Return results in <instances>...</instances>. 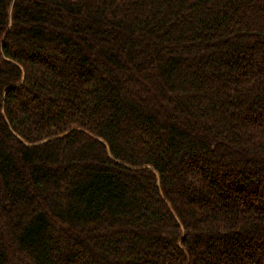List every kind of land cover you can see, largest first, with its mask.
<instances>
[{"label":"trees","instance_id":"16d2710c","mask_svg":"<svg viewBox=\"0 0 264 264\" xmlns=\"http://www.w3.org/2000/svg\"><path fill=\"white\" fill-rule=\"evenodd\" d=\"M0 264H264V0H0Z\"/></svg>","mask_w":264,"mask_h":264}]
</instances>
